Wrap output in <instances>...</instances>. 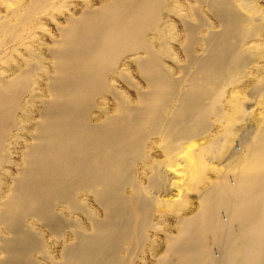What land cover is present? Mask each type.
Segmentation results:
<instances>
[{
    "label": "bare ground",
    "instance_id": "bare-ground-1",
    "mask_svg": "<svg viewBox=\"0 0 264 264\" xmlns=\"http://www.w3.org/2000/svg\"><path fill=\"white\" fill-rule=\"evenodd\" d=\"M196 1L208 7L206 10L214 14L222 30L210 29L209 36L203 39L209 55L196 57L193 44L201 40L197 33L209 20L204 23L197 13V22L182 18L189 42L185 52L192 63L198 64L205 84L199 88L192 74L188 91L174 95L165 94L163 88L176 90L178 81L162 67L153 39L147 37L151 29H157L163 11H170L167 0H116L95 11L85 7L79 19H67L66 27L60 28L61 40H55L57 48L49 50L54 75H50L47 93L37 95L43 101L42 109L25 139L20 165L8 159L9 148L26 129V107L35 97L30 93V82L38 67L18 69L7 77L1 75L0 171L11 178L8 186L0 174L1 264H38L35 253L47 259L46 264H126L120 252L129 239L143 244L146 231L155 227V211L162 218L166 213L175 214L182 226L179 236H168L165 255L173 252L177 259L173 255L174 261L164 260L162 264H206L207 259L208 264H264V198L260 194L264 171H257L264 166V156L257 150L264 148V137L258 139L251 153L250 136H246L243 143L251 149L245 152L243 143L239 144L229 157L235 163H228L231 168L242 164L240 178L229 177L221 188L220 183L216 184L208 195L202 194L193 217L183 216L188 209V181L200 168L199 163L196 169L191 164L203 151L198 141L190 140L209 128L208 112L215 108L220 96L218 89H211L212 85L233 62L244 63L236 56L248 36H244L245 30H256L264 21V4L260 0H242L241 8L235 0ZM40 3L45 6L51 0ZM16 15L21 19L20 26L28 25L27 15ZM12 28L7 30L10 40L21 36L17 25ZM156 32L157 38H163L160 29ZM126 56H130L147 84L143 89L136 81L128 80L135 91L133 95L107 87L109 75L118 72L120 60ZM122 71V76L130 79ZM106 92L112 101L96 102ZM26 96L30 97L25 105ZM19 110L23 112L21 119ZM158 131L163 132L167 158L153 167L154 173L144 185L138 163L148 167L147 140ZM7 163L18 165L16 174L5 168ZM85 191L104 210V218L94 214L88 195L82 196ZM64 207L72 214L84 212L90 227L66 221L58 212ZM34 221H40L57 237L73 227L76 241L65 246L61 262L47 254ZM185 234L192 241L174 246ZM209 236L223 239L224 243L208 250L202 242ZM240 252L242 256L237 257Z\"/></svg>",
    "mask_w": 264,
    "mask_h": 264
},
{
    "label": "rangeland",
    "instance_id": "rangeland-1",
    "mask_svg": "<svg viewBox=\"0 0 264 264\" xmlns=\"http://www.w3.org/2000/svg\"><path fill=\"white\" fill-rule=\"evenodd\" d=\"M40 1L0 0V25L4 24L2 28L0 27V79L2 78L1 75L7 77L18 72V69L27 70L32 65L39 68L32 75L30 82V89L32 88L30 93L35 97L34 104H27L28 106L26 107V110L29 111V117L26 118V129L21 132V137L18 141H15L14 147L11 146L9 148L8 159L14 160L19 165L21 164V153L25 149V139L26 137L29 138L30 129L33 130L42 109L43 101L37 95L47 93L50 75H54L53 60L49 55V50L57 48L55 40H61L60 28L66 27L67 19L70 17L79 19L85 7L95 11L114 3L116 0H51L50 4L45 5L47 9L41 5ZM241 2L243 1L235 0V3L240 8ZM260 2L264 4V0H260ZM167 3L170 11H163L158 26H156L157 29L161 30V37L163 36V38H157L156 28L151 29L147 33V37L153 39L152 43L156 48V54L161 60L162 67L166 68L171 77L178 81L176 90L167 86L163 88L165 94L169 95L173 93L174 95L188 91V82L192 74H195L192 79H196V85L199 88L203 87L204 83L201 74L198 72V64L192 63L185 52V48L187 46L189 47V42L185 28L182 25V18H187L191 22H197V13L204 20V23H207L206 21L209 20L208 23L210 22L209 24H212L211 28H209L208 23L204 24L197 33L198 38L200 37L201 40L193 44L192 49L196 57L205 58L206 55H209L203 39L209 36L211 30L220 32L222 25L216 17L214 18V14L208 11L209 9L206 5L199 6L196 0H167ZM43 7L46 10H43ZM16 14L27 15L28 25L26 23L20 26L21 19H18ZM261 24V28L259 27L256 30L253 28L245 30L244 36H248L242 41L239 56H236L238 59L242 58L244 63L239 65L237 64L238 62H233L226 74L220 79L218 78L219 80L215 85H212L211 89L213 91L218 89L220 96L215 108L210 110L208 112L209 114L207 113L209 128L202 130L200 136L190 140L198 141L199 146H203V151L197 155L196 160L191 164V168H195V164L199 163L200 168H195L196 176L191 179L192 181H188L186 191L188 209L183 214L186 218H191V216L193 217L195 215L201 205L200 197H202V194L205 196L208 195L210 190L218 183H220L218 188H221V186L227 184L228 179L235 178L238 180L240 178L243 171L240 168L242 164L240 163L236 168H231L228 163H235L234 159L231 161L229 157L239 144L246 142L244 138L250 136L248 144L252 147V149L248 148L243 143L241 145L245 149L244 151L248 152L251 149V153H254L252 151L256 149L258 139L264 137V21ZM16 25L20 28L21 36L10 40L11 36L8 35L10 32L7 34V30L13 26L16 27ZM39 56L40 58L38 59ZM27 62L28 64H26ZM125 63H127V69H123ZM122 70L127 72L125 73L127 76H131L130 79H125L122 76ZM110 75L107 84L109 90L113 87L114 89L133 95L135 91L128 82L131 79L142 85L143 89H147L145 80L137 70L136 64L132 59L130 60V56H126L120 60L118 72ZM106 93V95L97 97L96 102L101 103L104 99L112 101V96L109 92ZM29 97H24L25 100L23 101L25 105ZM209 101V103L212 102V100ZM173 105L177 106L178 102L174 101ZM22 113L20 110L18 111L19 119L22 118ZM169 115L171 116V114ZM161 131L151 135L147 140V147L145 148L147 161L145 163L148 167L143 166L142 162L138 163L144 185H148V177L154 173L152 170L153 167L159 163L163 164L167 158L165 153L166 141ZM257 150H259L258 154H263L264 156L263 147L260 146ZM149 166H151L150 169ZM17 167L18 165L5 164V168L11 170L14 174L17 172ZM143 170L147 174H144L145 171L143 173ZM257 171H264V166L258 168ZM0 174L5 178L8 186L11 185L10 176L2 171H0ZM135 174L136 172H134ZM239 193L241 194L242 191ZM82 194H84L82 195L84 197L85 194L88 195L87 202L90 208L93 209L94 214L99 218H104V210L99 207L95 198L91 197L89 191H85ZM260 194L264 198V187ZM58 212L68 222L75 220L80 225L83 224L85 226L87 225L88 228L90 227V221L82 211L72 214L70 210L64 207L63 211L59 209ZM261 214H263L262 217L264 220V208ZM160 215L158 211L154 212L152 222L155 227L149 228L146 231V239L144 238L142 240V242L144 241L143 244L139 245V242L135 239L128 240L125 245L126 248L120 252V257L126 260V264H162L161 262H164V260L174 261L177 255L173 252V254L170 253L165 256L169 246L168 236H179L178 230L182 226H179V217L175 214L166 213V218H162ZM34 225L46 248V252L48 251L47 254H51L49 256L52 259L61 262L63 260L62 254L65 246L76 241L73 227L66 229L61 234L62 237H57V235L49 231L40 221H34ZM192 228L195 227L193 226ZM2 233L7 235L3 229ZM183 237L181 240H178L180 243L178 242L177 244L174 242L173 245L178 247L181 244H188L192 241L190 235L187 236L185 234ZM204 241L202 245L203 243L204 245L206 244L208 250L216 248L220 242L224 243L223 239L220 240L213 236L206 237ZM171 254L172 256H170ZM239 254L236 256L241 257L242 252ZM3 258L4 255L0 250V260L2 261ZM34 259L36 261L38 260V264H46L47 261L40 253H35ZM205 261L206 264L210 263L209 259Z\"/></svg>",
    "mask_w": 264,
    "mask_h": 264
}]
</instances>
